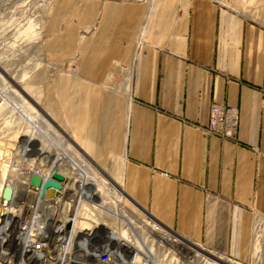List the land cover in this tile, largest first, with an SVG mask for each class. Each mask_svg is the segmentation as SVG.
Wrapping results in <instances>:
<instances>
[{
  "label": "crops",
  "instance_id": "crops-1",
  "mask_svg": "<svg viewBox=\"0 0 264 264\" xmlns=\"http://www.w3.org/2000/svg\"><path fill=\"white\" fill-rule=\"evenodd\" d=\"M45 33L50 61L76 58L57 96L78 147L118 160L153 221L244 259L264 216V0H53ZM214 103L238 109L235 139L203 130Z\"/></svg>",
  "mask_w": 264,
  "mask_h": 264
},
{
  "label": "rangeland",
  "instance_id": "rangeland-1",
  "mask_svg": "<svg viewBox=\"0 0 264 264\" xmlns=\"http://www.w3.org/2000/svg\"><path fill=\"white\" fill-rule=\"evenodd\" d=\"M52 1L0 0V187L5 180L17 182L24 189L37 172L44 182L54 171L65 180L59 181V189L49 187L44 196L39 188L43 203L30 205L22 199L27 205L16 204L23 210L4 207L6 217H0V230L10 229L17 212L30 207L43 210V222L53 227L60 240L67 234L80 240L62 253L61 264H218L210 256H195L160 236L167 230L128 197L119 198L104 173L87 167L86 158L73 146L75 140L57 96V78L63 70H75L76 58L60 65L46 56L45 23ZM121 172L118 160L105 169L122 185ZM11 199L1 203L9 204ZM262 226L264 216L254 215L250 249L244 259L195 244L231 264H264ZM12 239H0L5 253L18 248ZM101 251L113 254L111 261L99 259Z\"/></svg>",
  "mask_w": 264,
  "mask_h": 264
},
{
  "label": "built area",
  "instance_id": "built-area-1",
  "mask_svg": "<svg viewBox=\"0 0 264 264\" xmlns=\"http://www.w3.org/2000/svg\"><path fill=\"white\" fill-rule=\"evenodd\" d=\"M238 116L239 111L236 107L214 103L209 110L208 125L203 130L208 135H218L223 139H235ZM3 184L4 186L0 187V217H6L3 213L4 207L12 210L16 206V209L23 210L16 202H22L24 205H31L33 202L43 203L39 189L32 187L29 182L28 185L24 186V189L17 182H5L4 180ZM6 185L11 186L14 193L11 202L4 205L1 201ZM22 199H27V204ZM24 211L22 213L17 212L15 224L10 229L0 230V239H8L9 236L13 238L12 241L18 244V248L12 253H5L0 248V264H61L62 253L68 252L70 244L78 245L80 240L77 238L76 240L74 237L71 239L69 234H67L66 239L60 240L59 236L54 234L53 227H49L43 222L46 219L43 210L26 207ZM69 256L71 257V255ZM112 256L113 254L107 251L99 253V259L104 262L111 261Z\"/></svg>",
  "mask_w": 264,
  "mask_h": 264
},
{
  "label": "bare ground",
  "instance_id": "bare-ground-1",
  "mask_svg": "<svg viewBox=\"0 0 264 264\" xmlns=\"http://www.w3.org/2000/svg\"><path fill=\"white\" fill-rule=\"evenodd\" d=\"M72 72V71H71ZM22 90V89H21ZM43 112V111H42ZM45 113V112H44ZM44 115H46V114H44ZM50 119V118H49ZM73 142H74V140H73ZM73 146L75 147H77V149L80 151L79 153L80 154H82L83 156H84V158H86V161H85V165L87 166V167H92V168H94V169H96V170H98V171H100L101 173H104V175H105V178L108 180V181H110L111 183H112V185H114L113 187H115L116 188V191H117V195L119 196V198H122V197H128L129 198V200H131L136 206H138L136 203H135V201H133V199H131V197H129V195L126 193V191L123 189V186L121 185V183H118L117 184V181L115 180V178H110V176L107 174V173H105V169H102V168H100L99 166H97V164L96 163H94L89 157H87V154H85L81 149H80V147H78L77 145H76V143L74 142L73 143ZM121 164V163H120ZM120 166V165H119ZM117 169V168H116ZM116 171V170H115ZM116 172H119V170L118 171H116ZM116 174H118V173H116ZM120 174V173H119ZM32 185V184H31ZM32 186H34V185H32ZM35 187V186H34ZM52 189H50V192H52L53 193V190L51 191ZM120 200V199H119ZM259 221V220H258ZM260 223V222H259ZM261 225V224H260ZM260 225H258V226H260ZM156 227V226H155ZM263 227V226H262ZM153 228V227H152ZM151 228V229H152ZM165 228V227H164ZM264 228V227H263ZM167 231H166V233L165 234H160V236H163V237H165L166 239H167V241H169V242H171V243H173V244H175V245H177L181 250H184V251H186V252H188V253H191V254H194L195 256H200V257H203V258H207V256L209 257L210 256V258L212 259V261L214 260L215 262H217L218 264H231V262H229L228 260H224L223 258H221V257H217V256H215V255H213V254H210V253H207L206 251H204L203 250V248H201L198 244H195V243H193V242H190L189 240H186L185 238H183L182 237V239H180L179 240V238H181V236L180 235H178V234H176V233H174V231H171L170 229H167V228H165ZM155 230V229H154ZM153 230V231H154ZM257 230V229H256ZM260 230V229H259ZM263 230V229H262ZM257 232V231H256ZM259 232V231H258ZM179 236V237H178ZM257 236V235H256ZM255 236V237H256ZM259 237V236H258ZM162 238V237H161ZM255 239V238H254ZM255 241H257V240H255ZM256 246V245H255ZM257 247V246H256ZM178 248V249H179ZM253 248H254V245H253ZM255 249V248H254ZM259 249H257V251H258ZM209 252V251H208ZM254 252V251H253ZM255 252H256V250H255ZM210 254V255H209ZM205 263V262H204Z\"/></svg>",
  "mask_w": 264,
  "mask_h": 264
},
{
  "label": "water",
  "instance_id": "water-1",
  "mask_svg": "<svg viewBox=\"0 0 264 264\" xmlns=\"http://www.w3.org/2000/svg\"><path fill=\"white\" fill-rule=\"evenodd\" d=\"M65 177L58 171H54L52 173V178L47 179L45 182L43 181L42 177L36 174H32L30 181L31 184L34 185L36 188H41V195L44 196L46 190L49 187L53 188H60L59 181H64ZM44 182V183H43ZM12 196V188L9 185H6L4 187L3 196H2V202L8 203Z\"/></svg>",
  "mask_w": 264,
  "mask_h": 264
}]
</instances>
